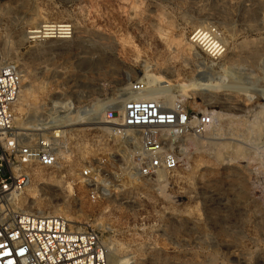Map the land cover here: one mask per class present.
Masks as SVG:
<instances>
[{
	"label": "rangeland",
	"instance_id": "374dc122",
	"mask_svg": "<svg viewBox=\"0 0 264 264\" xmlns=\"http://www.w3.org/2000/svg\"><path fill=\"white\" fill-rule=\"evenodd\" d=\"M0 64L23 72L18 132L63 131L59 153L74 166L133 149L97 139L137 80L215 119L179 142L174 174L133 180L111 160L97 203L77 171L40 170L28 211L100 232L110 264H264V0H0ZM196 65L249 80L210 99L193 86Z\"/></svg>",
	"mask_w": 264,
	"mask_h": 264
},
{
	"label": "built area",
	"instance_id": "2783aa9c",
	"mask_svg": "<svg viewBox=\"0 0 264 264\" xmlns=\"http://www.w3.org/2000/svg\"><path fill=\"white\" fill-rule=\"evenodd\" d=\"M22 83L18 66L0 64V264H110L109 248L100 232L23 206L37 173L47 170L65 178L77 171V181L90 188L89 199L97 203L104 197L111 160L116 158L129 168L133 180L174 174L182 160L179 142L190 134L207 132L215 119L182 100L144 99L149 83L140 79L129 84L122 109L105 114L106 126L99 129L97 139L104 145L114 141L126 151L133 149L124 156L111 154L74 166L61 157L59 136L18 132L15 108Z\"/></svg>",
	"mask_w": 264,
	"mask_h": 264
},
{
	"label": "bare ground",
	"instance_id": "6f19581e",
	"mask_svg": "<svg viewBox=\"0 0 264 264\" xmlns=\"http://www.w3.org/2000/svg\"><path fill=\"white\" fill-rule=\"evenodd\" d=\"M248 11V10H247ZM59 26V25H58ZM68 26V25H67ZM48 26L46 25V28H47ZM58 28V27H57ZM65 29V28H64ZM56 30V29H55ZM58 30V29H57ZM62 31V30H61ZM39 32V31H38ZM50 32H51V30H50ZM65 32V31H64ZM64 32H62V33H64ZM56 33V36H54V34ZM55 33H45L46 35L45 36H47V38L49 37V38H54V37H56V38H62V36H57V32H55ZM58 33H59V31H58ZM61 33V34H62ZM35 34H40V33H37V32H35ZM209 34V33H208ZM59 35V34H58ZM201 35V34H200ZM203 35V34H202ZM65 36H66V34H65ZM205 36V35H204ZM203 36V37H204ZM208 36V35H207ZM206 36V37H207ZM210 36V35H209ZM215 36V35H214ZM67 37V36H66ZM65 37V38H66ZM205 37V38H206ZM210 38V37H209ZM215 38H218V37H215ZM68 39V38H67ZM211 41V40H210ZM214 41V40H213ZM207 42H208V39H207ZM206 42V43H207ZM222 42V41H221ZM212 43V42H211ZM223 43V42H222ZM214 44H216V43H214ZM221 44V43H220ZM224 45V44H223ZM207 46V45H206ZM172 47V46H171ZM175 47V46H174ZM208 47V46H207ZM217 47V46H216ZM210 48V47H209ZM173 49V48H172ZM194 49V48H193ZM213 48H212V46H211V50H212ZM215 49V48H214ZM224 49V48H223ZM227 49V48H226ZM217 50V49H216ZM215 50V51H216ZM208 51V50H207ZM219 51V50H218ZM218 51H217V53H218ZM223 51V50H222ZM213 52V51H212ZM216 53V52H215ZM232 56V55H231ZM199 57V56H198ZM214 57H215V54H214ZM206 65V64H205ZM197 67L195 68V70L197 71V78L194 80V82H196V84L194 85L193 84V86L197 89L196 91L197 92H199L200 94H204V93H206V95L208 94L209 95V98L210 99H212V97H213V94H211V92H214V91H216V90H218V89H222L223 90V92L225 93V96L227 97V96H229L232 92H235V91H238V88H239V86L240 85H246L247 83V81L249 80L248 79V76L247 75H242V74H239V75H236L235 77H233V73H232V69H231V75H232V79L233 80H231V82H229L228 81V78L226 77V74H225V70H224V72L221 70V71H219V72H217V71H215L214 70V68H212V67H208V68H206L204 65H196ZM199 66V67H198ZM46 67V66H45ZM194 68V67H193ZM222 68V67H221ZM228 68V66L226 67V69ZM230 69V68H229ZM229 69H227V70H229ZM230 71V70H229ZM194 72V71H193ZM224 74H223V73ZM227 72V71H226ZM230 73V72H229ZM237 73V72H236ZM228 74V73H227ZM238 74V73H237ZM228 76H229V74H228ZM238 76V77H237ZM25 81V80H24ZM249 84V83H248ZM252 89V88H251ZM256 92H257V94H258V96H259V98L264 102V90H260V89H254ZM253 90V91H254ZM151 92V91H150ZM148 93L147 95H145L143 98L144 99H146V100H159V98H162V99H168L169 97L168 96H166L165 95V93H162L163 95L162 96H158L159 94H160V92H156V94H154V91H152L151 93ZM215 93V92H214ZM254 94V93H253ZM222 99V98H221ZM224 101H222V103L224 102V105H226V106H230L231 105V103H230V101H229V99L227 98V99H223ZM167 101V100H166ZM213 101V100H212ZM220 101V102H221ZM234 103V102H233ZM236 103V102H235ZM257 103V102H256ZM258 104V103H257ZM238 105V104H237ZM230 107H232V106H230ZM238 108V107H237ZM263 109H264V107H262ZM122 109V104L120 105V107H119V111ZM239 109V108H238ZM252 110V109H251ZM250 110V111H251ZM242 111V110H241ZM254 112V111H253ZM259 112H261V111H259ZM235 113V112H234ZM254 116H256V115H254ZM263 116V115H262ZM259 117V116H258ZM104 125L106 124V122H104L103 123ZM102 124V125H103ZM39 126V125H38ZM34 127V126H33ZM36 127V126H35ZM41 128V127H40ZM58 128H62V127H55V129H58ZM61 133H63V131H56L54 134L55 135H57V136H59ZM231 145V144H230ZM225 146V145H224ZM238 147V146H237ZM225 148V150H226V147H224ZM232 148V147H231ZM235 148V147H234ZM233 148V149H234ZM228 150V149H227ZM223 152H224V150H223ZM37 177L38 178H40V179H43L44 178V175L43 174H41V173H38L37 174ZM45 182V181H44ZM34 189V188H33ZM31 190V189H30ZM32 192H34L33 190H32ZM34 194V193H33ZM26 198V197H25ZM24 198V200L22 201V204H23V206L24 207H27V209H28V205H29V203L27 202V199H25ZM29 199V198H28ZM30 204H32V205H34V206H36L37 205V203H34V202H32V203H30ZM63 214V213H62ZM64 215V214H63ZM62 215V216H63Z\"/></svg>",
	"mask_w": 264,
	"mask_h": 264
}]
</instances>
